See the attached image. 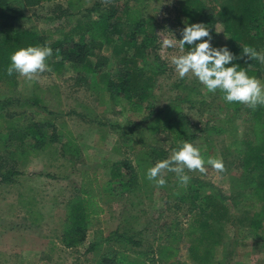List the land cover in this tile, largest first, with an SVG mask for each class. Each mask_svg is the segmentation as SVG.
<instances>
[{"label": "rangeland", "instance_id": "obj_1", "mask_svg": "<svg viewBox=\"0 0 264 264\" xmlns=\"http://www.w3.org/2000/svg\"><path fill=\"white\" fill-rule=\"evenodd\" d=\"M10 1L24 14L11 22L14 31L33 30L43 35L48 43L60 38L69 39L65 36H73L75 32L72 30L77 23L87 18L79 15L83 8L79 12L71 8L66 14L65 0H44L37 6L23 5L18 0ZM125 1L118 0V3ZM182 1L130 2L143 7L144 17L156 22L158 47L155 54L166 69L156 83L157 90L151 92L147 106L151 111L166 114L183 111L184 119L190 125L189 135L195 136L189 143L200 149L205 162L208 158L221 159L225 171L218 173L207 163L205 174L186 169L185 174L190 177L186 186L181 184L175 173L165 171L163 178L166 184L158 187L155 181L147 179V171L158 161L168 159L173 152L172 143L159 131L160 123L158 129H152V134L151 129L147 131L145 139L151 147L164 151L166 156L164 159L151 160L133 144L135 136L124 132V123L129 120H123V116H131L126 112L124 102L109 103L103 89L93 83L87 85L75 81L77 73L73 70L61 76L46 71L34 81H28L17 73V85L14 88L0 89V103L13 100L4 106L0 113L2 117L16 122V125L22 123L25 126L35 122L51 124L60 137L59 143L72 141L81 153V159L69 155L60 157V144L48 143L38 156H28L24 160L23 155L15 153L12 159L8 153L14 151L15 143L9 144V150L0 146V157L8 161L0 173L9 169L12 161L17 162L18 166L14 169L21 173L15 186H0V217H10L8 223L13 227L19 226L17 223L29 226L31 234L37 236H27L22 244V247H28L21 251L28 259H32L35 253L48 252L49 243H54L55 249L50 255L47 254L50 260L43 258L47 262L44 264H95L102 259V255L108 259L127 257V260L140 264H264V225L263 232L254 233L250 229L254 213L251 205L259 200L261 194L252 195L251 192L248 195L245 192L249 179L244 181L237 168L238 151L244 150V141L252 140L254 118L264 121V105H260V112L244 104L235 111L233 104L224 103L215 93L208 92L191 74L179 77L171 60L173 56H179L187 50L184 48L181 52L178 46L166 47L163 42L166 38H172L173 34L177 40L181 39L180 31L186 25L198 23L189 21L192 16L186 15L188 11L182 8ZM203 3L213 9L220 0H203ZM211 36L212 44L228 38L222 33L219 23L214 25ZM74 39L77 38L74 36ZM102 55L111 57L110 50L103 49ZM115 67L116 63L113 62L111 68L114 70ZM259 80L263 84V80ZM37 101L40 103L36 104ZM18 128L14 126L12 131L9 130L14 138L20 134ZM142 163L146 170L138 167ZM112 170L124 175L132 174V180L136 182L134 190L130 194H121L119 190L115 192L111 186L117 179L114 182L112 180L109 193L99 201L104 212L92 218L94 223L88 226L87 241L95 243L96 248L90 253H84L85 248L66 251L63 249L64 244H58V235L64 227L67 204L80 195L82 171H86L85 174L90 177L96 172V179L102 184L110 180ZM143 176L145 183L141 182ZM199 184L202 187L192 205L188 200L190 191ZM218 191L224 195L223 202L230 209V220L221 227L218 242L211 240L209 243L210 249L214 248V251L212 262L208 263L203 258L205 245H201L198 251L192 249L197 244L196 221L205 219L196 214L197 207L202 205L201 198L206 194L218 196ZM19 194L24 195L25 204V197L28 201L33 198L34 206L19 204L5 211L9 204L14 206ZM243 195L247 199H242ZM252 196L256 200H250ZM236 197H240V203L234 200ZM260 204L258 202L257 205ZM5 223L6 219L2 218L0 228L5 227ZM116 235L131 238L138 244L137 247L123 238H116ZM10 238L1 236V243L9 242L7 240ZM127 260L122 263L126 264ZM0 264H15L13 252L0 250Z\"/></svg>", "mask_w": 264, "mask_h": 264}, {"label": "trees", "instance_id": "obj_2", "mask_svg": "<svg viewBox=\"0 0 264 264\" xmlns=\"http://www.w3.org/2000/svg\"><path fill=\"white\" fill-rule=\"evenodd\" d=\"M43 1L18 0L20 4L27 6H37ZM65 1L67 2L66 14H69L71 8H76V12L83 8L84 12L81 10L79 15L81 18H87L77 23L72 30L75 32L73 36H65L69 39L60 38L48 43L43 35L33 30L14 31L11 22L22 17L23 10L10 0H0V89L3 87L9 90L17 85V73L14 72L12 76L7 74V68L11 64L10 57L14 52L30 46H49L53 50L52 57L46 61L52 69L50 72L61 76L66 71L73 70L77 73L75 81L87 85L95 84L96 87L104 90L105 96L111 102L116 104L124 102L127 112L141 117L137 123L130 121L124 123L126 130L124 132L135 136L133 144L137 145L140 148L139 151L144 152L149 159H164L166 156L164 151L145 143L147 131L151 129L152 132V129H158L159 123L161 124L159 131L164 133L172 143L171 149L179 150L184 142L193 139L195 136L191 135L190 137L189 135L190 125L184 119L183 111L177 110L173 114H166L149 110L146 115L145 106L149 102L151 92L166 69L155 54L158 47L156 22L144 17L143 7L130 3L134 0H127L121 4L118 3V0ZM182 8L189 12H186L188 17L192 16L189 21L205 24L210 29V35L214 32L215 24L219 23L222 26V33L228 38L225 41H217L212 44L213 47L226 46L236 57L243 56L244 46L264 53V0H220V3L213 9L208 8L203 0H183ZM74 36L77 39H74ZM105 48L110 50L111 57L102 55V50ZM185 49L188 51L190 48L185 45ZM57 50L59 51L57 52ZM113 62L116 63L114 70L111 68ZM233 64L247 70L249 76L262 79L264 84V64L258 60L244 56L242 59L234 60ZM223 95L224 93L219 90L215 92V96L227 103L223 99ZM12 102L13 100H3L0 103V113L5 105ZM35 103L33 102V104ZM39 103L37 101L36 104ZM227 104H233L235 111L242 105L237 102ZM259 107L260 105L255 111L260 112ZM42 108H44V104ZM121 110L124 111V108ZM14 126L20 127L17 129V131L20 130V134L15 138L14 134L9 133V130L12 131ZM252 134L251 141L243 142L244 150L238 151L239 164L237 168L244 181L249 179L245 186L247 188H244L245 192L248 195H251V192L252 195L254 193H257L258 196L261 194L259 200L251 205L254 213L250 221V229L257 233L260 230L263 232L264 225V121L254 118ZM59 141L60 137L51 124L35 122L25 126L22 123L16 125V122L9 121L0 114V146L9 150L11 148L9 144L15 143L14 151L8 153L12 159L15 153L23 155L24 160H27L28 156H38L48 143L60 144L58 149L60 157L69 155L81 159L80 149L72 141L67 140L63 144ZM141 142H144L143 147L140 146ZM15 160L19 161L20 159ZM7 162L0 157V169L6 167ZM17 166V162L12 161L9 169L0 173L1 184H13L14 179L21 174L20 171L14 169ZM138 167L146 170L143 163ZM82 172L80 195L69 201L66 207L62 242L67 248L77 247L85 241L91 219L103 212L99 205V198L104 193H109V183H112V180L114 182L117 179L111 188L115 192L119 190L121 194H130L136 184L135 180H132V174L124 175L117 170H112L110 180L102 184L97 181L96 172H93L92 177L85 174L86 171ZM141 182H146L144 176ZM200 187L202 184L190 191L188 200L192 205L197 200ZM218 193L220 192L218 191ZM218 196L215 194L204 195L201 198V207H197L196 216L205 219L196 221L198 235L195 240L197 244L192 249L198 251L201 245H205L203 258L208 263L212 262L214 251V248L210 249L209 243L211 240L214 243L218 242L221 227L230 220V209L223 202L225 197L222 193ZM239 198L236 197L234 200L239 202ZM251 198L250 200H256L253 196ZM242 199H247V196L243 195ZM258 202L261 204L257 205ZM122 236L116 235V238H123L127 243L137 247L138 244L131 238ZM95 245V243H91L87 251H93L96 248ZM126 260L127 257L108 259L102 255V259L97 260L95 264H123L122 262ZM126 264L140 263L127 260Z\"/></svg>", "mask_w": 264, "mask_h": 264}, {"label": "clouds", "instance_id": "obj_3", "mask_svg": "<svg viewBox=\"0 0 264 264\" xmlns=\"http://www.w3.org/2000/svg\"><path fill=\"white\" fill-rule=\"evenodd\" d=\"M180 36L182 38L177 40L173 34L172 38H166L163 42L166 47L178 46L181 52L185 45L190 48L186 53L172 57L171 63L180 78L191 74L208 92L215 93L219 90L224 93L223 99L227 103H241L253 110L259 105H264V84L256 77L249 76L247 70L233 64L234 60L244 56L264 64V53L244 46L243 56L236 57L226 46L213 47L210 29L203 23L186 25L180 31ZM52 55L53 50L49 46L21 48L11 55L7 74L12 76L15 72L28 81L38 80L42 73L52 70L46 63ZM205 163L218 173L225 171L221 159L208 158L205 162L198 147L184 142L179 150H173L168 159L158 161L155 166L149 168L147 179L155 181L158 187H164L166 180L163 174L168 171L175 173L181 184L186 186L190 177L185 174V170L205 174Z\"/></svg>", "mask_w": 264, "mask_h": 264}, {"label": "crops", "instance_id": "obj_4", "mask_svg": "<svg viewBox=\"0 0 264 264\" xmlns=\"http://www.w3.org/2000/svg\"><path fill=\"white\" fill-rule=\"evenodd\" d=\"M157 90V87L155 86L154 88H153V90L152 91H156ZM107 101L109 102V103H112L111 102V100H109L108 98H107ZM146 109H145V112H146V115L148 114V112H149V108H148V106H147V104H146ZM123 112V111H122ZM127 112V111H126ZM126 112H124V113H126ZM131 116H127V115H124L123 116V120H125V119H127V120H129V121H131V122H133L134 120H132L130 117H136V119H135V121H134V123H137V122H139L138 120H140L141 119V117L140 116H137V114H133V113H131V112H128ZM151 134H152V132H151ZM145 142V141H144ZM144 142H141L140 143V146H144ZM146 143V142H145ZM140 150V148H138V151ZM173 150H175V149H172V151ZM138 151H137V153H138ZM19 177V176H18ZM17 177L14 179V182H13V184H1L0 183V186H4V187H10V186H15L16 184H17ZM17 190H19V187H17L16 188ZM102 189H103V187H102ZM9 190V189H8ZM106 193H104L100 198H99V201H100V199L101 198H103L104 196H106L105 195ZM24 196V195H23ZM23 196L21 195V194H19V196H17V199L14 201V206L13 205H11V204H9L7 207H6V210L5 211H8V210H10V209H12L13 207H15V206H18L19 204H23L24 206L26 205V206H34L33 204L34 203H32V201H33V198H30L29 199V201H28V199L25 197V199H26V204H25V202H24V199H23ZM100 206H101V204H100ZM102 207V206H101ZM102 209H103V207H102ZM103 212H104V209H103ZM102 212V213H103ZM101 213V214H102ZM100 216V215H99ZM2 218H5L6 219V223H5V227H3V228H0V237L1 236H4L5 238H10L9 237V235H12V237L10 238V239H8L7 241H9V242H7V243H4V244H2L1 243V239H0V250H3V251H5V252H13V254H14V259H15V264H44V263H47L45 260H50V258L48 257V255H50L51 254V252L55 249L54 248V243H49V245H48V252H44V253H35V254H33V258L32 259H28L29 257L27 256V257H25L24 256V254H23V252H21L22 250H26V248H28V247H22V244H23V242H24V240L25 239H27L26 237L27 236H34V237H37L36 235H33V234H31L32 232H30V230H29V226H23V225H20V223H17V224H19V226H17V227H13V225L11 224V225H9V223H8V221L9 220H11V218L10 217H0V222H1V219ZM96 218V217H95ZM94 219V218H93ZM93 219H91V221H90V223L89 224H92V223H94V220ZM64 221V220H63ZM63 223V222H62ZM63 228V227H62ZM62 232H63V230H62ZM88 232V231H87ZM58 240L59 241H57L58 242V244H60V245H63V242H62V233L60 234V235H58ZM28 240H29V242H30V238H28ZM89 244L90 243H88V241H87V234H86V238H85V241L83 242V244H81V245H79V246H77V247H73V248H67V247H65V246H63L64 248L63 249H65L66 251H72V250H80V249H82V248H85L84 249V253H86V252H88V253H90V252H92V251H87V248H88V246H89ZM18 246H20V247H18ZM48 254V255H47ZM43 258L45 259V260H43ZM32 260V261H31Z\"/></svg>", "mask_w": 264, "mask_h": 264}]
</instances>
